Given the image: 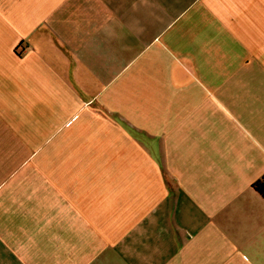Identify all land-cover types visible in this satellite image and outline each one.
<instances>
[{"label": "crops", "instance_id": "1", "mask_svg": "<svg viewBox=\"0 0 264 264\" xmlns=\"http://www.w3.org/2000/svg\"><path fill=\"white\" fill-rule=\"evenodd\" d=\"M264 0H0V264H264Z\"/></svg>", "mask_w": 264, "mask_h": 264}, {"label": "trees", "instance_id": "2", "mask_svg": "<svg viewBox=\"0 0 264 264\" xmlns=\"http://www.w3.org/2000/svg\"><path fill=\"white\" fill-rule=\"evenodd\" d=\"M252 187L264 197V173L252 183Z\"/></svg>", "mask_w": 264, "mask_h": 264}]
</instances>
